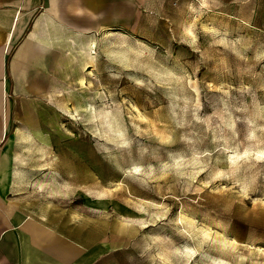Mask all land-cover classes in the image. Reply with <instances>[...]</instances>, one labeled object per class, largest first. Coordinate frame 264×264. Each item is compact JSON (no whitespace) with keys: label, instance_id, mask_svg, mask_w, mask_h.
I'll use <instances>...</instances> for the list:
<instances>
[{"label":"rangeland","instance_id":"obj_1","mask_svg":"<svg viewBox=\"0 0 264 264\" xmlns=\"http://www.w3.org/2000/svg\"><path fill=\"white\" fill-rule=\"evenodd\" d=\"M157 7L56 78L35 123L8 95L7 180L129 264H264V0Z\"/></svg>","mask_w":264,"mask_h":264},{"label":"crops","instance_id":"obj_2","mask_svg":"<svg viewBox=\"0 0 264 264\" xmlns=\"http://www.w3.org/2000/svg\"><path fill=\"white\" fill-rule=\"evenodd\" d=\"M159 1L0 0V264H129L101 233L86 239V229L42 213L7 180L16 172L7 141L18 139L7 137L8 95L24 123H35L29 109L54 91L56 78L77 75L104 33L137 31Z\"/></svg>","mask_w":264,"mask_h":264}]
</instances>
